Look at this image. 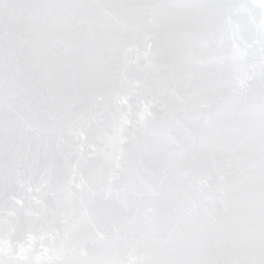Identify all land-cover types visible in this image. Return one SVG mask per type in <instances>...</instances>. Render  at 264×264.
Segmentation results:
<instances>
[{"label":"snow or ice","instance_id":"6c2138e0","mask_svg":"<svg viewBox=\"0 0 264 264\" xmlns=\"http://www.w3.org/2000/svg\"><path fill=\"white\" fill-rule=\"evenodd\" d=\"M0 264H264V0H0Z\"/></svg>","mask_w":264,"mask_h":264}]
</instances>
